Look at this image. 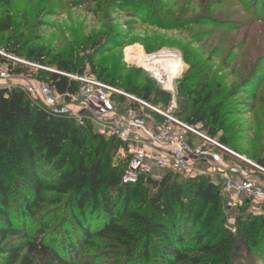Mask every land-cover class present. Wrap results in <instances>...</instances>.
I'll list each match as a JSON object with an SVG mask.
<instances>
[{"label":"trees","instance_id":"trees-1","mask_svg":"<svg viewBox=\"0 0 264 264\" xmlns=\"http://www.w3.org/2000/svg\"><path fill=\"white\" fill-rule=\"evenodd\" d=\"M8 3L0 0V8ZM10 29L11 19L0 17V35ZM27 47L10 53L56 72L84 74L80 61ZM146 52L151 53L149 46ZM183 60L190 65L175 84L176 97L187 99L194 111L184 117L188 108L177 106L176 116L201 124L235 151L220 133L233 112L228 98L236 95L221 89L216 73L197 69L187 56ZM87 63L105 84L161 108L170 102V95L140 71L145 82L136 72L124 84L92 58ZM36 79L59 94L78 89L77 82L54 72H39ZM122 148L89 122L50 117L19 89L0 88V264H247L244 256L264 264V218L243 213L250 202L237 209L242 214L233 234L221 188L208 178L179 185L182 177L166 173L122 186L125 160L116 167L108 159ZM29 221L34 222L30 231ZM97 247L103 251L94 256L90 251Z\"/></svg>","mask_w":264,"mask_h":264},{"label":"rangeland","instance_id":"rangeland-1","mask_svg":"<svg viewBox=\"0 0 264 264\" xmlns=\"http://www.w3.org/2000/svg\"><path fill=\"white\" fill-rule=\"evenodd\" d=\"M256 3L254 0H9L7 7L0 8V17L11 19L10 31L0 35V51L16 57L10 50L28 44L27 50L43 49L50 57L80 61L86 65L84 74L88 75H91L87 63L90 57L94 65L107 68L110 78L124 84L136 72L142 82L146 77L140 72L152 79L132 62L140 64L141 51L149 54L147 46L155 56L168 52L180 55L182 60L187 56L193 64L197 63V69L203 67V72L216 73L217 82L226 94L236 95L228 98L227 104L234 113L220 136L228 138L237 154L262 167L258 162H264V0ZM16 58L29 62L24 57ZM184 64L177 81L189 70L190 64ZM13 68L21 75V83L37 78L44 71L18 63ZM48 70L45 72H56ZM177 81L173 85L175 101L180 111L188 108L183 111L186 117L194 109L187 99H177ZM109 158L116 167L123 162L119 151L114 154L111 151ZM234 162L242 170L264 179L254 167L237 159ZM177 180L184 185L189 179ZM221 196L226 226L234 234L235 219L242 212L231 207L223 193ZM243 213L264 218V213L251 203ZM33 226L34 222L29 221L27 230ZM102 251L97 247L90 252L95 256ZM244 259L247 264H261L254 257Z\"/></svg>","mask_w":264,"mask_h":264},{"label":"built area","instance_id":"built-area-1","mask_svg":"<svg viewBox=\"0 0 264 264\" xmlns=\"http://www.w3.org/2000/svg\"><path fill=\"white\" fill-rule=\"evenodd\" d=\"M142 53L141 66L132 62L150 74L163 92L172 95L165 108L88 74L54 72L78 83L74 93L59 94L33 77L21 83V75L13 68L17 63L49 70L1 51L0 88H17L32 106L48 116L74 120L78 125L89 122L98 135L118 140L123 146L119 152L126 163L122 186L134 185L141 177L159 179L166 173L188 179L205 177L221 188L231 207L241 208L244 202H250L264 213V179L242 170L234 160L254 167L263 176L264 168L251 164L199 125H190L176 116L173 85L185 68L181 56L169 52L157 56Z\"/></svg>","mask_w":264,"mask_h":264},{"label":"bare ground","instance_id":"bare-ground-1","mask_svg":"<svg viewBox=\"0 0 264 264\" xmlns=\"http://www.w3.org/2000/svg\"><path fill=\"white\" fill-rule=\"evenodd\" d=\"M129 54V53H128ZM128 54H127V61H129L130 62V60H129V57H128ZM139 57L141 58V60H142V58H143V53H142V51H141V54H139ZM132 61V60H131ZM133 61H135V60H133ZM143 64V62L142 61H140V66ZM166 84L169 86V82L167 81L166 82Z\"/></svg>","mask_w":264,"mask_h":264},{"label":"water","instance_id":"water-1","mask_svg":"<svg viewBox=\"0 0 264 264\" xmlns=\"http://www.w3.org/2000/svg\"><path fill=\"white\" fill-rule=\"evenodd\" d=\"M178 79V78H177Z\"/></svg>","mask_w":264,"mask_h":264}]
</instances>
